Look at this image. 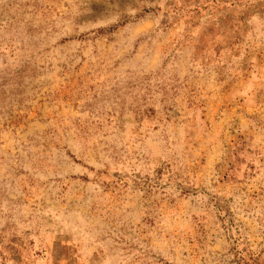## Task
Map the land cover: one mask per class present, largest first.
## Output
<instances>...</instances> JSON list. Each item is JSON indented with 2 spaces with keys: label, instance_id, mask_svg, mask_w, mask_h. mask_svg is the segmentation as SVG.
I'll list each match as a JSON object with an SVG mask.
<instances>
[{
  "label": "rangeland",
  "instance_id": "1",
  "mask_svg": "<svg viewBox=\"0 0 264 264\" xmlns=\"http://www.w3.org/2000/svg\"><path fill=\"white\" fill-rule=\"evenodd\" d=\"M0 264H264V0H0Z\"/></svg>",
  "mask_w": 264,
  "mask_h": 264
}]
</instances>
